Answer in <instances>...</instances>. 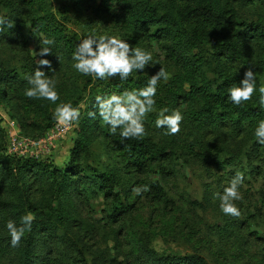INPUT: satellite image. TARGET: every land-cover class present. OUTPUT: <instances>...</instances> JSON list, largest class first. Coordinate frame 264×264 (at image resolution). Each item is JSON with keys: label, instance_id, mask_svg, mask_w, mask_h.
Listing matches in <instances>:
<instances>
[{"label": "trees", "instance_id": "trees-1", "mask_svg": "<svg viewBox=\"0 0 264 264\" xmlns=\"http://www.w3.org/2000/svg\"><path fill=\"white\" fill-rule=\"evenodd\" d=\"M55 1L69 7L60 10L59 5L57 12L71 8L83 10V22L88 24L87 27L90 24L110 25L137 47L146 50L151 48V43L156 44L161 57L152 73L163 67L170 79L158 83L155 106L158 109H182L183 121L180 132L170 136L164 135L165 128L155 127L157 117L152 116L150 120L154 123L159 145L146 135L142 139L121 142L119 129L111 135L98 115L93 120L87 113L95 110L97 95L146 86L152 75L150 71L147 75L133 74L124 82L119 77L99 80L84 76L72 67V52L78 40L59 23L51 7L52 0H0V17L15 24L0 32V53L11 55L8 59L0 57V102L7 108L8 117L16 121L22 134L33 137L41 136L55 123L52 112L56 105L24 95V89L28 87L26 77L34 73L40 59L28 53L27 46L32 44L34 51H39L44 37L55 41L50 46L52 55L44 57L52 61L55 71L42 70L56 81L60 95L57 103L71 102L74 107L83 103L81 120L74 129L76 137L69 162L63 168L53 166L45 159L8 154L6 131L0 127V264L84 262V259L79 260L80 251H51L50 246L55 245L52 238L57 231L67 227L78 230L76 243L79 239L84 240L81 236L87 235L88 231L80 226L75 198L85 194L87 188L118 203L111 214L113 220L121 219L130 211L132 206L122 204L113 190L120 186L123 192V178L118 169L83 174V181L76 178L81 172L78 169L80 162L87 156L94 138L99 136H103L109 150L125 162L124 173L131 172L129 170L142 173L153 164L166 169L171 152L182 146L185 155L215 183L214 187L204 183L203 197L191 200L190 204L201 209L218 207L221 213L214 193L222 192L228 186L231 179L226 177V172L232 171L235 175V170H240L244 175L248 172L260 175L264 167V156L258 153L264 146L257 143L254 136L258 121L264 120L258 92L259 86L264 85V26L248 22L240 11L253 0ZM247 68H252L256 76L257 92L251 100L236 106L228 99V88L239 86ZM225 130L230 135L229 140L241 137L238 146L232 147L230 141L225 140V143L220 139ZM243 157L249 160L255 157L259 165L249 161L244 167ZM144 185H148L150 190L146 196L153 202L173 206L157 181ZM29 212L35 216L32 229L25 233L18 247H12L6 223L12 220L19 224L20 217ZM230 219L232 217L221 213L220 221L214 225L220 232L232 231L234 223H230ZM136 229L131 228L125 234L130 241L129 264H207L198 253H159L149 245L150 228L142 232ZM189 233L186 240L191 242L195 238Z\"/></svg>", "mask_w": 264, "mask_h": 264}, {"label": "rangeland", "instance_id": "rangeland-1", "mask_svg": "<svg viewBox=\"0 0 264 264\" xmlns=\"http://www.w3.org/2000/svg\"><path fill=\"white\" fill-rule=\"evenodd\" d=\"M51 5L59 23L65 25L78 42L90 34L114 35L137 47L131 39L127 36L123 37L110 25L103 27L90 24L87 27L88 24L83 22L85 20L83 10L77 11L71 8L66 12H57L59 5L60 10L69 9V7L58 4L55 0H52ZM240 11L248 22L264 26V0H253L242 6ZM27 48L28 53L35 55L32 44H29ZM146 51L152 53L151 64L154 67H148L144 72L133 74L141 75L150 71L153 75L156 65L160 64L158 57H161V53L156 44L151 43V48ZM10 56L8 52L0 53V57L4 59ZM211 75L209 73V76ZM82 81L80 77V84ZM80 106H83V103ZM159 110L154 106L153 112L145 120V137L150 138L155 145H159L160 140L155 132L154 123L150 119L152 116L157 117ZM180 111L183 115V110L180 109ZM8 118L7 108L0 102V127L5 130ZM76 126L77 124L71 125L66 134L53 139L54 147L50 149V154H42L34 159H45L51 165L61 168L67 165L76 137L74 130ZM47 132L48 130L38 137H43ZM224 133L221 140L230 141L232 147L240 144L241 137L229 140L230 135H227L226 130ZM181 147L171 152L172 156L166 164V169L153 164L142 173L133 170L124 173L125 162L109 150L103 136L95 137L88 148L87 156L79 164L78 169L81 172L76 178L83 181V174L92 175L94 171L118 169L123 178V192L120 186H115L113 190L118 193L122 204L127 203L132 207L129 212L123 214L121 219L113 220L111 214L118 203L106 200L101 192H94L87 188L85 194H78L80 197L75 198V213L81 221L80 226L88 231L87 235H82L81 238L84 240L79 239L76 243L79 234L76 228L59 229L56 236L52 238L55 245L50 246L51 251L55 249L65 253L70 250L75 253L80 251L83 256L80 255L79 260L84 259V262L80 264H129L131 251H129L130 241L125 235L126 231L137 228V231L142 232L143 229L150 228L149 245L159 253L174 252L180 255L198 253L207 264H264V167L260 175H252L250 172L244 175V183L239 188L242 200L235 202L241 211V216L238 219L229 220L230 223H234L232 231L220 232L214 225L220 221L221 213L218 207L201 209L200 206L190 204L191 200H200L203 197L204 183L211 184L213 187L215 183L212 178L206 176L207 174L198 164L193 163L185 155ZM258 153L264 156V150H259ZM242 159L244 167L249 161L259 165V160L255 157L253 160L246 157ZM233 176L232 171L226 172L228 179H232ZM153 181H157L163 188L173 206L153 202L146 196V192L140 196L132 192L134 186ZM189 231L192 232L189 233ZM187 232L189 235H194L195 239L191 242L186 240ZM256 236L259 238H255ZM64 260L66 261L67 257ZM69 262L71 263V259Z\"/></svg>", "mask_w": 264, "mask_h": 264}, {"label": "clouds", "instance_id": "clouds-1", "mask_svg": "<svg viewBox=\"0 0 264 264\" xmlns=\"http://www.w3.org/2000/svg\"><path fill=\"white\" fill-rule=\"evenodd\" d=\"M15 26L12 21L0 17V32L4 28L11 29ZM55 41L44 37L41 47L35 55L40 57L34 73L26 77L28 87L24 89L25 97L36 100H46L56 105L52 112L55 122L68 128L73 124H79L81 120V107H74L71 102H59L60 95L56 89V81L49 78L42 68L55 71L51 60L44 57L51 56V47ZM72 67L84 76L94 79L109 80L119 77L121 82L127 81L134 72H144L153 60L152 53L140 47H133L129 42L114 35L90 34L81 39L72 52ZM170 74L160 67L150 76L146 86L142 88L124 89L122 92H112L108 95H97L95 97L94 111L87 113L91 119L97 115L102 122L108 126L109 134L115 135L119 129L121 142L127 139H142L146 135L145 120L153 112L156 104L155 96L158 83L168 81ZM257 92L256 76L252 68L243 72V78L239 86L233 85L228 88V99L236 106L252 99ZM259 105L264 108V85L259 86ZM183 115L178 109L163 107L157 113L155 120L156 128H165L164 135H177L181 128ZM256 142L264 146V120L258 121L254 131ZM244 183V174L237 171L230 180L228 186L222 192L214 193V198L219 200V208L223 215L232 218H240L241 211L236 201L242 200L239 188ZM148 185H137L132 192L140 196L149 191ZM35 216L29 212L20 217L19 224L9 220L6 228L10 236L12 247H18L26 232L32 229Z\"/></svg>", "mask_w": 264, "mask_h": 264}, {"label": "built area", "instance_id": "built-area-1", "mask_svg": "<svg viewBox=\"0 0 264 264\" xmlns=\"http://www.w3.org/2000/svg\"><path fill=\"white\" fill-rule=\"evenodd\" d=\"M6 127V152L10 155L29 158L50 154V149L54 147L53 139L57 136L62 137L70 129V127L64 128L55 124L43 137H33L22 134L16 121L11 118H8Z\"/></svg>", "mask_w": 264, "mask_h": 264}]
</instances>
